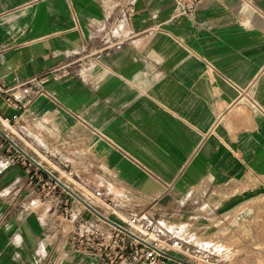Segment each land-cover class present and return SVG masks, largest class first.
Segmentation results:
<instances>
[{
  "label": "crops",
  "instance_id": "1",
  "mask_svg": "<svg viewBox=\"0 0 264 264\" xmlns=\"http://www.w3.org/2000/svg\"><path fill=\"white\" fill-rule=\"evenodd\" d=\"M0 82L42 89L20 109L0 98L1 129L116 223L138 217L200 255L214 215L264 202V0L192 15L172 0H0ZM12 148L0 135V264H100L67 247L62 205L112 226L63 188L45 196L47 175Z\"/></svg>",
  "mask_w": 264,
  "mask_h": 264
},
{
  "label": "built area",
  "instance_id": "2",
  "mask_svg": "<svg viewBox=\"0 0 264 264\" xmlns=\"http://www.w3.org/2000/svg\"><path fill=\"white\" fill-rule=\"evenodd\" d=\"M172 1L178 14L192 15L196 8L205 0ZM128 11L129 15L133 13L132 8H129ZM82 66L80 61L65 64L62 66L61 75L80 74ZM61 75L53 71L51 73L53 79H58ZM46 80L47 76H43L38 82L41 84ZM40 92H42V89H33L28 83L7 87L0 82V98L7 106L14 109L26 106ZM250 101L252 106H256V102L253 99L250 98ZM15 118L16 115H13L12 119L14 120ZM4 121L8 124L10 123V120L4 119ZM22 159L25 158L23 157ZM43 184L46 189L45 196L59 186L50 178L46 179ZM61 213L64 220L71 224L65 240L67 247L75 252L98 256L101 260L100 264H126L132 258L143 259L145 264H165L168 261L172 262V264H184L164 255V253L169 254L166 249L173 251L175 253L173 256L191 264H220L221 262V258L218 255L211 253L191 255L186 250L182 240L175 236L169 244L160 242L148 229L144 228L138 217H132L122 220V223H118L136 236L132 237L114 226L109 232L90 226L85 216L76 214L70 209L68 200H65L62 205Z\"/></svg>",
  "mask_w": 264,
  "mask_h": 264
},
{
  "label": "rangeland",
  "instance_id": "3",
  "mask_svg": "<svg viewBox=\"0 0 264 264\" xmlns=\"http://www.w3.org/2000/svg\"><path fill=\"white\" fill-rule=\"evenodd\" d=\"M19 156L23 158L21 154ZM231 209L223 216H213L217 224L224 222L201 244L204 253L218 255L220 264H264V202L253 207L237 209L234 206Z\"/></svg>",
  "mask_w": 264,
  "mask_h": 264
},
{
  "label": "water",
  "instance_id": "4",
  "mask_svg": "<svg viewBox=\"0 0 264 264\" xmlns=\"http://www.w3.org/2000/svg\"><path fill=\"white\" fill-rule=\"evenodd\" d=\"M0 135L19 153L21 154L25 159H27L29 162L34 164L37 168H39L40 171L45 173L52 181L56 182L61 188H63L66 192H68L72 197H74L76 200H78L85 208H87L92 214L97 216L102 221L110 224L111 226H114L124 233L136 237L133 233L125 229L124 227L120 226L118 223L110 220L106 216L102 215L100 212H98L92 205H90L86 200H84L82 197H80L76 192H74L71 188H69L66 184H64L55 174H53L51 171H49L47 168H45L43 165H41L39 162H37L30 154H28L23 148H21L6 132H4L0 128ZM163 253V252H162ZM168 258L182 262L184 264H191L185 260H182L176 256H173L171 254L164 253Z\"/></svg>",
  "mask_w": 264,
  "mask_h": 264
}]
</instances>
